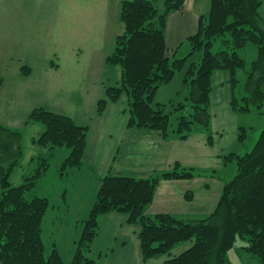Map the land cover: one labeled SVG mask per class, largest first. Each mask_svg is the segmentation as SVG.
Returning <instances> with one entry per match:
<instances>
[{
  "label": "trees",
  "instance_id": "trees-1",
  "mask_svg": "<svg viewBox=\"0 0 264 264\" xmlns=\"http://www.w3.org/2000/svg\"><path fill=\"white\" fill-rule=\"evenodd\" d=\"M186 0H122L119 21L123 30L115 38L113 50L106 56L112 66L120 67L121 81L106 88L107 96L98 101V114L109 104L117 103L125 94L130 116L128 127L155 130L167 140L174 136L188 140L194 122H200L210 134L208 145L215 136L211 130L213 77L220 70L228 72L232 86L231 108L236 112L264 113V0H211V9L200 16L197 31L189 35L191 49L179 57L177 48L166 42L168 16L183 10ZM249 42L256 45L258 55L248 67L242 50ZM219 48L215 50L216 45ZM188 51V50H187ZM202 51L197 62L185 72L190 93L185 101L175 105L176 127L165 103L156 102L159 88L174 80L185 67L187 59ZM53 67H56L53 64ZM24 75L31 66L24 64ZM240 72L245 74L240 78ZM4 77L0 75V88ZM190 103L191 109L187 108ZM189 110V111H188ZM28 121H39L45 130L34 143L48 149L38 155V168L25 181L12 184V174L24 158L23 131L0 123V264H98L90 253L101 229V216L116 212L126 215L127 222L139 227L143 260L167 256L166 264H232L230 250L243 237L242 248L264 264V130L255 147L238 156L239 171L226 181L214 210L207 215L177 217L171 212H146L156 197L162 181L190 180L194 169L180 161L151 176L112 174L101 178L97 199L86 218L82 219L81 234L74 241L75 249L69 262L56 241L47 253L44 239V218L53 211L56 219L61 212L45 195L28 193L38 186L40 178L50 168V159L60 147H67L62 171H80L87 156L91 127L80 125L74 117L54 112L43 106L33 109ZM241 129L244 130L243 127ZM36 158V157H35ZM223 160L231 159L224 156ZM65 195V196H64ZM64 210H70L66 193L62 194ZM192 189L185 192L186 200L193 199ZM190 242V243H189ZM188 244L178 252L180 246Z\"/></svg>",
  "mask_w": 264,
  "mask_h": 264
},
{
  "label": "rangeland",
  "instance_id": "rangeland-1",
  "mask_svg": "<svg viewBox=\"0 0 264 264\" xmlns=\"http://www.w3.org/2000/svg\"><path fill=\"white\" fill-rule=\"evenodd\" d=\"M77 3L78 0H71L72 5ZM55 4L58 3L55 1ZM91 8V5L87 7V10L72 7L70 22L68 18H57L49 23L32 20L29 25L28 22H25V25L24 23L20 24L19 27L9 25L8 35L11 39L8 50L5 51L4 64L0 63V75L6 81L0 102L10 100V97L14 98L8 103L10 106L5 110V119L10 123L9 126L23 131L25 155L21 165L16 167L12 174V184L15 186L23 183L27 175L34 174L39 165L38 155L46 154L48 151L33 141L34 137L37 138L44 132L45 126L39 121L26 122L29 119L28 113L37 106L72 116L80 125H89L91 127L88 135L89 151L94 161L97 160L101 170L105 168V162H109L111 159L112 152L123 157L120 160L122 165L124 162L126 163L124 155L127 153L122 155L123 153L113 149H116L119 144L121 146V139L129 138L126 129H137L127 126L130 116L129 112L125 111L129 108L127 95L125 94L117 103L111 102L102 115L98 114V101L107 96L106 88L116 86L121 81L122 69L109 64L106 56L113 50L115 38L122 32L123 26L115 16L114 0L106 1L101 9L96 7L93 15H90ZM45 16L51 18L54 15L48 13ZM55 16L58 17L59 13L56 12ZM185 45V48L179 53V57H184L190 51L189 42L186 41ZM218 48L219 44L216 45L215 50ZM239 51L242 56L246 57L248 67L258 55L257 47L252 42ZM202 55V51H196L195 55L187 59L184 69L174 76V80L159 88L155 101L165 103L167 112H174L175 105L185 101L186 96L189 95L190 88L184 81L185 72L192 62L198 63ZM24 64L31 66L33 72L31 75L22 74L21 68ZM53 64L58 65L60 69L55 70L52 67ZM224 74L229 75L226 70L216 72L213 79L214 90L211 94L210 128L215 138H219L218 133L224 134L223 139H219V146L213 144L209 146L210 150L205 148L204 144L203 148L201 137L204 140L205 136L207 140L210 134L206 132L202 123L194 122L193 132L196 131L202 136L197 135V139L189 141L180 138L171 139V141L160 139L159 145H156L158 140H155V145H143L146 147L138 151L143 150L144 152L127 160L130 162L128 165L131 166V164L139 162L135 166L137 169L141 168L140 171L149 169L153 171L152 174H155L157 171L160 172L161 168H166L169 158L178 159L176 162L181 160L182 162H180L185 166L192 167L196 175L208 178V180L203 179L205 186L210 184L206 182H211L213 188L215 186L221 188L223 184V189L225 182L221 181H231L239 171L238 156L251 151L257 144L261 131L264 130V113H260V109L253 107V111L247 112L232 110L230 104L232 86L227 82L228 78L225 79L226 75ZM239 74L243 80L245 74L243 72ZM222 79L225 81L223 82ZM24 89L26 90L25 97L22 95ZM21 102H25V104L18 107ZM5 107L4 104L2 108ZM27 108H30L28 113H26ZM187 108L192 110L190 103ZM261 110H264V107ZM176 122L177 112H174L171 116L172 128L176 127ZM241 127H244V130ZM112 130L118 138L116 141H112L113 138L110 136L104 138L106 132H113ZM141 130L155 131L143 128ZM149 141L151 142L152 139ZM105 149H108L109 152L106 153ZM69 152L65 146L57 149L50 159V168L40 178L35 193L34 190L28 193L29 198L34 194L49 197L56 205L57 210L61 212L59 219L55 222L56 213L53 211L46 214L44 218L43 234L47 253L51 252L56 235L63 237V248L65 252L69 251L73 245L72 238L80 236L83 226L81 219L76 220L75 216L79 214L74 212V208L82 202L84 206H87L89 202L93 201L91 198L94 197L93 184L90 185V179L87 177L91 172L87 166L79 175L74 169L62 171L63 161ZM143 156L146 161L143 160L141 164L139 158ZM224 156L231 160L225 162ZM175 160L170 167L176 163ZM211 178L213 180H209ZM81 180L84 184H81ZM65 193L69 204H71L70 210L72 211L70 212L62 209L65 195L63 199L61 195ZM167 206V203L163 204V210ZM194 211L192 216H202L200 210L196 215H194ZM87 215H83V218H86ZM112 224L114 226L117 223L112 222ZM65 227L66 229H64ZM104 227L106 228V226ZM123 230L124 228L121 229L120 225L112 229L114 234H116L114 231L122 234ZM114 241L115 239L111 243ZM247 243L245 238L239 236L236 245L230 250L232 264L260 263L256 256L242 248ZM112 245L115 247L113 251L117 252L116 244ZM184 246H180L178 250L183 249ZM167 258V256L158 257L148 260L147 264H166L164 259ZM69 259L66 258V262H69ZM121 259L123 262L128 260V255L126 254ZM108 264H122V262L112 260Z\"/></svg>",
  "mask_w": 264,
  "mask_h": 264
},
{
  "label": "crops",
  "instance_id": "crops-1",
  "mask_svg": "<svg viewBox=\"0 0 264 264\" xmlns=\"http://www.w3.org/2000/svg\"><path fill=\"white\" fill-rule=\"evenodd\" d=\"M55 1L58 4H55ZM55 1L54 0H0V63L3 62L4 64V60L6 56L5 51L8 50L9 42L11 39L10 36L8 35L9 25H15L19 27L20 24L22 23H24L25 25V22H28L27 24L29 25L31 24L32 20L36 22L45 21L46 23H49L50 21H55V19L57 18L58 19L68 18L70 22L71 19L70 10L72 7H75L76 9L87 10V7L91 5L92 8L90 11L92 12L90 13V15H93L96 7L97 8L99 7V9H101V7L104 4H106V1L109 0H78V3L74 5L71 4V0H55ZM121 1L122 0H114V7H115L114 10L117 19H119V14H120L119 9H120ZM210 4H211V0H186L183 6L184 7L183 10L172 11L171 14L168 16V24L166 28L167 31L166 42H168V46L171 49L177 48V54L181 53V51L185 48L186 38L197 31L200 16L202 15L206 16L209 13L211 9ZM56 12L59 13L58 17L55 16ZM261 12L262 15L264 16V5L262 7ZM48 13L54 16L48 18L45 16ZM53 68L55 70L60 69L58 65ZM31 72H32V68H31ZM215 74L216 72L213 74L214 77L216 76ZM227 78L229 79V75H226L225 79ZM222 81L224 82L225 80L222 79ZM5 86H6V81L4 79L3 86L0 88V99L3 95V88H5ZM22 95H24L25 97L26 95L25 89ZM12 99L14 98L10 97V100L0 102V123L2 122L8 126L10 125V123L5 119V110L9 108L10 105L8 103H10ZM4 104L6 107L3 109L2 107ZM24 104L25 102L24 103L21 102L18 104V107ZM29 109L30 108H27L26 113L30 111ZM28 114H30V112ZM112 131L113 132L111 131H109L108 133L106 132L104 138L110 136L111 138H113L112 141L118 140L114 130ZM126 131H127V137L129 138L125 137L124 139H121V146L119 144V146L116 149H113L114 151L116 150V152H119L121 154L123 153L122 155L127 153V155H124L126 156L124 157L126 163L124 162L125 164L123 163L122 165L120 160L123 157H121L118 154H114L112 152V156H110L111 159L109 160V162H105V168L103 170L100 169L97 160L95 159L96 162L94 161L93 156L89 151V139L87 138L88 146L86 150L87 156L84 161L85 164L80 171L76 172V174L77 175L82 174L81 171L85 168V166L88 167V170H90L91 173L90 175H87V177L90 179V185L92 184L94 185V186L92 185L94 190L93 193L94 197L91 198V200L93 201L89 202L87 206H84V203L82 202L80 205L78 204V206L74 208L75 209L74 212H76V214H79L78 216H75L76 220L84 219L83 217L90 212L91 206L97 199L96 196L100 188V181L102 177L108 175L109 173L116 175H120V174H125L130 176L134 175L138 177L154 175L152 174L153 173L152 170L148 169V170L140 171L141 168L137 169L135 166L139 162L136 164L135 163L131 164L130 166L128 165V163L130 162H127V160H131L133 156L137 154L139 156L144 152L143 150L140 152L138 150H141L148 145H155V140H158V143L156 142V145L157 144L159 145L160 139H162V141L164 139L157 131L149 132V131L137 130L134 128L126 129ZM191 135L192 136L188 139V141L191 139H197V135L199 134L195 131ZM218 135L219 138H215V142H214V145L216 146H219L218 145L219 139H223L224 137V134L222 133L220 134L218 133ZM176 136H174L172 140H177L178 136L177 138ZM199 136L202 135L200 134ZM203 138L204 140L201 137V146L204 148V144H205V148L211 150V147H209L211 145H208L207 140L205 139L206 137L204 136ZM150 139H152L151 142L149 141ZM105 150L106 153L109 152L108 149ZM213 151L215 150L213 149ZM139 160L141 164L143 160L146 161L144 156L142 158H139ZM174 160L175 159L169 158V160L166 162V164H168L166 168H161L160 170H166L167 168H170V165L174 162ZM177 160H175V162ZM203 179L208 180V178L206 177L201 178V175L197 174L195 178L190 180L178 179V180L162 181V183L159 185V187L156 190V197H155L156 200H154L153 203L148 206L146 212L151 215L156 214L158 212H167V213L171 212L177 217L180 216L192 217L194 208H196V211H194V215H196V213H198L199 210L202 216L209 214L214 210V207L216 206L217 201L223 192L222 191L223 184L221 185V188H219L218 186H215L213 188L211 182H206L210 184H207L205 186V183H203ZM209 180H213V178ZM226 181L227 180H222L221 182H226ZM81 184H84L82 180H81ZM190 189H192L195 193V196L193 199H191V201L186 200L185 198V192ZM165 203H167L168 206L167 208L164 207L163 210V204ZM100 220H101V229L99 231L100 233L99 236L95 239L93 243L94 245L92 251L90 253L93 257L98 259V264H108L112 260L114 261L120 260L122 264H147L150 260H153L150 259L147 262L143 260V256L140 248V242L138 240L139 227L135 224L134 225L129 224L126 219V215H124L123 213L120 214L116 212H111L110 214L102 215ZM112 222H116L117 224L113 226ZM117 225H120L121 229L124 228L122 234H119L118 231H114L116 234L113 233L112 229L117 227ZM104 226H106V228ZM64 229H66V227ZM101 230H102V234H101ZM56 236L57 237H55V241L60 246L64 256L66 258L71 259L72 257L71 255L75 249L74 241L76 240V238H72L73 245L72 247L69 248V251L65 252L62 245L63 237L61 236L59 237L58 235ZM113 239H115V241L111 243ZM112 244H116L115 246L117 252L113 251L115 247H112L113 246ZM184 247L185 248L188 247V244L185 245ZM179 251L180 250L177 249L178 253ZM126 254L128 255V260L123 262L121 257H125Z\"/></svg>",
  "mask_w": 264,
  "mask_h": 264
}]
</instances>
